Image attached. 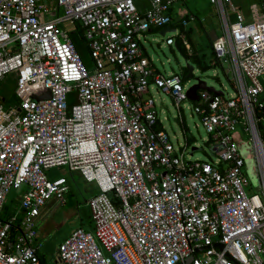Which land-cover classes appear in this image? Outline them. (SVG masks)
I'll use <instances>...</instances> for the list:
<instances>
[{
  "label": "built area",
  "instance_id": "1",
  "mask_svg": "<svg viewBox=\"0 0 264 264\" xmlns=\"http://www.w3.org/2000/svg\"><path fill=\"white\" fill-rule=\"evenodd\" d=\"M148 2L140 14L133 0H0V83L17 79L14 99L0 97V264H46L36 225L47 202L64 204L65 178L48 174L62 167L97 193L86 202L91 231L63 238L55 264H264V0L249 6L247 23L230 0H208L224 27L211 51L229 60L235 92L200 90L192 102L214 142L212 163L175 152L143 98L151 84L176 106L187 100L181 79L161 76L144 56L140 35L178 26L164 44L177 39L192 53L186 21L170 15L179 0ZM63 22L78 26L89 66ZM39 85L49 98L33 101ZM237 125L251 139L258 194L245 191ZM10 189L20 193L2 216Z\"/></svg>",
  "mask_w": 264,
  "mask_h": 264
},
{
  "label": "rangeland",
  "instance_id": "2",
  "mask_svg": "<svg viewBox=\"0 0 264 264\" xmlns=\"http://www.w3.org/2000/svg\"><path fill=\"white\" fill-rule=\"evenodd\" d=\"M182 9L187 13V17H193V23L189 24L187 30L189 34L190 50L202 59L204 68H199L189 57H185L175 46H166L164 41L173 33H165L160 36L158 32L149 31L139 36V43L144 52V56L150 61L152 67L163 77L176 75L181 79L183 90L185 92L196 81L203 82L205 87L212 88L214 91L221 92L224 99L233 98L235 92L231 86L233 81L232 66L227 59L221 63V67L212 65L214 56L208 46L207 39L198 27V22L209 23L210 28L220 36L224 33L223 23L219 13L218 6L211 4L208 0H179ZM256 4L257 0H230V5L234 11L241 14L243 22L251 20L249 6ZM230 10V9H229ZM258 12L259 8H258ZM56 13V12H55ZM57 16L63 15L61 7L57 10ZM227 23H231V12L226 14ZM58 27L66 31L71 39L76 52L82 63L89 66L88 52L83 40L79 37L77 25H71L67 22L61 23ZM185 66L192 68L191 77L186 78L183 75ZM202 66V67H203ZM16 74L11 73L4 77L0 83V97H8L15 89ZM262 85L264 87L263 81ZM10 97V96H9ZM143 98H150L153 101L151 110L154 111L159 127L166 133L172 148L175 152L185 149V158L193 161L198 160L204 163H212L215 156L212 152L214 142L199 122L198 116L193 113V103L187 100L180 101L177 106L172 98L155 88L148 85L147 92ZM233 138L237 145L240 155L245 162L244 176L246 182L253 184L252 190L248 193L258 194L256 186V175L254 171V152L251 145V139L248 133L243 131L240 125L234 128ZM191 148H194L191 151ZM254 172V174H253ZM49 176H61L65 178L67 192L64 197V204L57 202L47 208L39 218L36 228L39 232L40 252L43 255L46 264H55L57 244L68 234L81 227L84 230L91 231L89 211L86 202L97 193L94 183H86L77 172H69L67 168H53L49 171ZM18 190L10 189L5 199V206L12 209V200L19 195ZM241 258V255L239 257Z\"/></svg>",
  "mask_w": 264,
  "mask_h": 264
},
{
  "label": "water",
  "instance_id": "3",
  "mask_svg": "<svg viewBox=\"0 0 264 264\" xmlns=\"http://www.w3.org/2000/svg\"><path fill=\"white\" fill-rule=\"evenodd\" d=\"M133 4H134L137 12L140 14L143 13L145 10L149 9L148 0H133ZM165 32H169V31L167 29H164V30L160 31V34L163 36ZM215 37L216 36L214 35V33H212V37H210V40L213 41L215 39ZM185 70L187 72L185 77L190 78L192 68L189 66H185ZM200 90L212 93L214 95H221V92L214 91L212 88L205 87L203 82L196 81V83L194 85L190 86L185 91V96H186L187 100L189 102L196 101L197 97H196L195 93H196V91H200ZM28 95H29L30 99H32L33 101H38L41 99H47V98H49V90L44 88L43 86L39 85V86L33 87L28 92ZM261 111H262V114L264 116V107L262 108ZM193 150H194V148H191V151H193ZM50 203L52 204L53 201H50ZM218 247H220V245H218ZM190 260H191V257H189L186 260V264H188L190 262Z\"/></svg>",
  "mask_w": 264,
  "mask_h": 264
},
{
  "label": "crops",
  "instance_id": "4",
  "mask_svg": "<svg viewBox=\"0 0 264 264\" xmlns=\"http://www.w3.org/2000/svg\"><path fill=\"white\" fill-rule=\"evenodd\" d=\"M170 15H171V17L173 18V21H178V20H184V21H186V26L184 27V29H185V32H184V34H185V38H186V40H187V42L189 43V34H190V31H188L187 30V27L189 26V24H191V23H193L194 21L192 20V18L193 17H187V13L182 9V6H181V4H177L176 6H174L172 9H171V11H170ZM250 22V21H249ZM209 23H211V22H208L207 24L206 23H204V22H201V21H199L198 22V27L200 28V29H202V31H203V33H204V35H205V37H206V39H207V42H208V46H209V48H210V43H211V40H210V37H212V33H214V35L215 36H217V34L210 28V25H209ZM178 26H170V27H165V28H162L160 31H162V30H164V29H167L169 32H165V33H173L174 34V31H176V30H179L180 29V27H178ZM160 31H158V34L160 35V36H162L161 34H160ZM164 33V34H165ZM170 37V36H169ZM143 51V50H142ZM143 54H144V52H143ZM198 57V56H197ZM97 189V188H96ZM54 203V202H53ZM52 203V204H53ZM11 204H12V202H11ZM50 202H47L46 203V205L40 210V217L43 215V213H44V211L47 209V208H49V207H51V205H52ZM13 205V204H12ZM39 217V218H40ZM39 218H38V220H37V223H38V221H39ZM37 229V228H36ZM37 242H39V232H38V230H37Z\"/></svg>",
  "mask_w": 264,
  "mask_h": 264
},
{
  "label": "trees",
  "instance_id": "5",
  "mask_svg": "<svg viewBox=\"0 0 264 264\" xmlns=\"http://www.w3.org/2000/svg\"><path fill=\"white\" fill-rule=\"evenodd\" d=\"M257 2L259 3V0H257ZM161 29H150V31H154V32H158V31H160ZM175 48L180 52V53H182L185 57H189L191 60H192V62L194 63V64H196L199 68H204L205 66H203V65H201V63L203 64V62H202V59L201 58H198L197 57V55L196 54H194L193 52L191 53V55L190 56H186L184 53H183V51H182V49L179 47V43H178V40L177 39H175ZM210 50H211V43H210ZM211 55L213 56V54H212V51H211ZM211 64L212 65H215V66H218V67H221V62L220 61H218V60H216V59H214L212 62H211ZM203 66V67H202ZM186 70H184L183 71V75H186ZM14 99V97H10V101H12ZM245 167V162H244V164H243V167H242V171H243V173H245V170H243V168ZM254 169V168H253ZM253 174H254V172H253ZM247 180V179H246ZM252 186H253V184H251V182L249 183L248 181H247V184H246V187H245V191L248 193L249 191H251L252 190ZM254 189L256 190V186L254 187ZM15 202V200L13 199L12 200V207L14 208L15 207V205H16V203H14ZM8 207L7 206H4V209H3V211H2V216L3 215H8ZM38 257H39V259L42 261V262H44V258H43V255L41 254V252L39 251L38 252Z\"/></svg>",
  "mask_w": 264,
  "mask_h": 264
},
{
  "label": "bare ground",
  "instance_id": "6",
  "mask_svg": "<svg viewBox=\"0 0 264 264\" xmlns=\"http://www.w3.org/2000/svg\"><path fill=\"white\" fill-rule=\"evenodd\" d=\"M234 255L236 256V257H240V254L238 253V252H234ZM240 259V258H239Z\"/></svg>",
  "mask_w": 264,
  "mask_h": 264
}]
</instances>
